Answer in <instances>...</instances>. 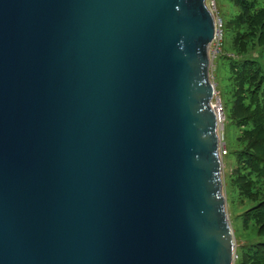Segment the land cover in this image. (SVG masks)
<instances>
[{"label":"water","instance_id":"1","mask_svg":"<svg viewBox=\"0 0 264 264\" xmlns=\"http://www.w3.org/2000/svg\"><path fill=\"white\" fill-rule=\"evenodd\" d=\"M207 0H0V264H235Z\"/></svg>","mask_w":264,"mask_h":264},{"label":"trees","instance_id":"2","mask_svg":"<svg viewBox=\"0 0 264 264\" xmlns=\"http://www.w3.org/2000/svg\"><path fill=\"white\" fill-rule=\"evenodd\" d=\"M235 2L239 12L222 19L231 94L225 115L236 135L226 155L235 162L225 178L226 195L228 203L243 207L237 222L252 231L238 247L235 264H264V7L256 0Z\"/></svg>","mask_w":264,"mask_h":264},{"label":"rangeland","instance_id":"3","mask_svg":"<svg viewBox=\"0 0 264 264\" xmlns=\"http://www.w3.org/2000/svg\"><path fill=\"white\" fill-rule=\"evenodd\" d=\"M258 7H264V0H256ZM217 9H218V14L219 16L224 20L227 21L229 18L234 16L236 13L239 12V8L236 7V2L235 0H217ZM222 52L219 53L216 58L213 59L212 64L210 65L209 69V76L212 81V83L215 85V90L216 94L213 99V103L219 102L220 105L223 108V117H224V141L226 143L227 150L230 149L229 146L233 145L235 143V138L236 135L234 134L233 131V126L229 125V121L226 118V109L227 106L231 105V100L230 96L231 94L229 93L227 87L228 84V76L229 70L228 67L225 65V56L228 52V46L226 43L222 44ZM234 157L233 155L229 154L226 157H223V169H222V177L224 181V190L226 192V180L225 178L232 173V169L234 168ZM232 209V212L230 211V207ZM243 207H237L234 204V201L231 199L229 200V203L227 204V211L229 214V219H230V224L234 232V237H235V244L236 248L238 249L239 246L247 244L246 236H248L249 232L252 234V231H246L244 230L240 224L239 220L237 222V217H240V214L242 212ZM248 232V233H247ZM238 236H236V235ZM237 249H236V260H237ZM236 263V261H235Z\"/></svg>","mask_w":264,"mask_h":264},{"label":"built area","instance_id":"4","mask_svg":"<svg viewBox=\"0 0 264 264\" xmlns=\"http://www.w3.org/2000/svg\"><path fill=\"white\" fill-rule=\"evenodd\" d=\"M207 6L210 9V11L212 12L213 16L215 17V21H216V32H215V38L210 46L209 49V54L211 57V60L213 61L214 58H216V56L222 52V42H223V20L222 18L219 16L218 14V9H217V0H207ZM212 64V62H211ZM212 105L215 108V110H217V112L220 115V123H218V134L219 137L221 139L220 142V153L222 158L225 157L228 153L227 147H226V143L224 141V117H223V108L220 105L219 102L217 103H213L212 101ZM236 257V256H235Z\"/></svg>","mask_w":264,"mask_h":264},{"label":"bare ground","instance_id":"5","mask_svg":"<svg viewBox=\"0 0 264 264\" xmlns=\"http://www.w3.org/2000/svg\"><path fill=\"white\" fill-rule=\"evenodd\" d=\"M217 115H218V118L220 117L219 113L217 112V110H215ZM221 121V120H220ZM219 119H218V123H220Z\"/></svg>","mask_w":264,"mask_h":264}]
</instances>
